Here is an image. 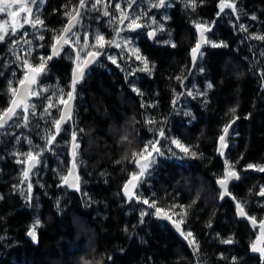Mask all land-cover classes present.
I'll use <instances>...</instances> for the list:
<instances>
[{
	"label": "trees",
	"instance_id": "16d2710c",
	"mask_svg": "<svg viewBox=\"0 0 264 264\" xmlns=\"http://www.w3.org/2000/svg\"><path fill=\"white\" fill-rule=\"evenodd\" d=\"M129 2L102 0L93 9L95 0H88L74 30L80 38L75 48L82 47L85 33L90 45L96 34H103L106 40L115 37L117 43L131 39L132 46L155 65L150 73L136 71L129 75L133 69L142 68V62L123 45H106L76 86L72 119L62 126L49 148L46 142L56 131L54 121L60 118L63 106L59 103L61 90L67 99L76 58L73 48L65 45L38 78L34 88L47 91L30 97L36 114L31 115L29 110L27 126L20 109L21 115L0 130V264H264V259L250 254L258 230L238 219L232 199L241 202L247 216L254 217L256 223L263 220L264 197L258 193L264 186V172L247 166H264V40L250 38L253 34L264 36V0H236L237 13L225 8L219 17V0H197L195 11L186 0H167L168 6L163 8L151 7L156 0H136L128 9ZM116 3L131 17L140 15L138 22L145 26L134 34L125 29L117 36L115 29L124 25L110 22L111 16L103 15L108 5L110 13L119 18ZM78 6L79 0H47L36 12L44 21L43 27L26 24L12 36L11 24L6 26L9 34L0 41V112L10 105L9 81L17 88L24 76L22 60L16 57L38 65L41 56L50 55L53 37L68 21L65 12L75 15ZM5 21H9L7 12L0 14V22ZM196 22L211 26L206 33L209 40L223 41L228 47L205 44L201 49L204 55L194 66L190 51L197 42ZM159 24L165 30L150 40L148 32ZM240 24L247 31L240 30ZM40 35L44 40L38 39ZM69 38L77 39L72 35ZM13 40L19 43L13 45ZM29 48L31 55H27ZM89 51L93 49L84 48L80 57ZM109 56L115 57L120 67ZM208 83L213 84L212 89L207 88ZM188 89L192 95H187ZM200 92L207 95L201 96ZM176 96L179 99L173 107ZM48 97L56 106L50 114H44ZM231 108H236L234 114L229 112ZM233 115L238 119L229 130L228 147L221 156L218 138ZM161 128L166 133L164 138L159 136ZM73 132L80 145L76 157L79 191H71L61 183L72 162ZM172 138L179 139L197 156L180 152L171 144ZM157 139L165 155L155 157L157 163L136 190L141 198L155 201V206L149 207L136 199L126 200L122 189L130 175L139 172L134 159L140 157L133 158L132 153L141 152ZM29 151L41 153L40 163L29 176L30 202L26 199L27 182L20 183L26 164L16 162L27 157L15 155ZM125 156L127 159H123ZM225 160L240 179L229 185L231 195L221 200L216 181L224 174ZM181 205H191L185 208L186 216ZM156 208L185 232L193 233L198 252L193 247L191 251L168 223L159 220ZM141 212L148 213L143 223ZM36 219L41 223L38 239L33 242L26 233ZM209 222L212 227H208ZM229 238L233 243L221 242Z\"/></svg>",
	"mask_w": 264,
	"mask_h": 264
},
{
	"label": "snow or ice",
	"instance_id": "6c2138e0",
	"mask_svg": "<svg viewBox=\"0 0 264 264\" xmlns=\"http://www.w3.org/2000/svg\"><path fill=\"white\" fill-rule=\"evenodd\" d=\"M136 2V0H130L128 3L127 7L128 9L132 8V5ZM38 3V0H0V13H5L7 12L8 15L12 19V24H11V35L16 36L17 32L19 31L20 28H23L24 25L30 24L33 28L43 27L44 21L40 19L38 15H36L33 12V8L28 6V5H36ZM88 3V0H79V6L74 8L75 15H73L71 12L66 11L65 15L69 18L67 25H65L62 29V31L53 37V44L51 45V54L48 55L47 57L41 56L40 63L38 65H33L30 63V61L27 58H21L19 56L16 57L17 60H22V63L20 67L24 69V76L19 80V85L21 87L15 88L12 85V81H9V86H8V91L11 94V100H10V105L8 108L4 109L2 112H0V129L4 128L9 121H11L14 117H18L21 115L20 112L17 111V109H22L23 111V121H24V126H27L28 120H29V110L31 109V115H35V105H32L28 103L29 97H36L40 95V92L42 91H47V89H40V91H37L33 86H36L38 84V78L39 76L43 75L47 71L48 67V61H51L54 59L56 56L60 55V53L63 51V48L65 45H68L73 48V51L76 52V60L73 61L74 63V68L72 72V81L70 84L71 90L67 92V99L64 98L63 90H61V96L59 99V103L63 104L64 107L60 111V118L54 121V126H55V133L52 134L48 139H47V147H51L56 139V136H58L62 130V125L65 124L67 121L72 119V101L75 100L76 98V86L84 79L86 75V69L89 65L93 64L96 59L103 54V49L105 48L106 45L108 46H115L117 48H120L123 45V48L125 50H128L131 54H135V58L138 61H141L143 64L142 68H137L133 69L132 72L129 73V75L135 74L136 71H143V72H151V69L155 67L154 64H151L150 61L148 60L147 57L143 56L140 54V50L138 48H135L132 46V41L131 39H124L120 43H117L115 37L112 40H106L103 34H96L94 43L91 45L89 44V36L87 33L84 34L83 37V45L82 47L77 50L75 48L76 44L80 43V38L77 33L73 31V29L76 27V25L79 23L80 17L83 15V10L86 8ZM102 0H95V3L92 4V8L96 9V6L101 4ZM14 4H20L19 12L13 9ZM187 6L192 7L193 11H195V8L197 6V0H186ZM168 6L167 0H156V2L151 4V7L153 8H163ZM225 8H231L233 14L237 13V6H236V0H231V3H227L226 0H219V12L217 13V16L219 17L221 13L224 12ZM115 9L119 11L120 16L117 18L114 14L110 13L108 10V5H105V10L103 11L104 16H111L110 22H118L120 25H124V28L117 27L115 29L116 35L119 36L120 32L127 29L129 31H135L137 29H140L144 27L142 23L138 22L141 19L140 15L135 16L134 18L131 17L127 9L122 10L121 9V4L116 3L115 4ZM19 13H26L25 16L21 17ZM237 18H239L237 16ZM168 17L165 16L164 20H167ZM252 19H256L255 16L252 17ZM22 21V22H21ZM125 21H128V23L125 25ZM5 22H0V41H4L5 37L9 34L8 29L5 28ZM152 23L156 24V20L153 18ZM195 28L197 30V33L199 34V39L197 40L195 46L191 49V56H192V62L193 65L195 66L196 61L201 58L204 53L201 51L202 45L203 44H210L212 47H228V45L221 41L219 43L213 42L209 40L206 36L205 33L211 31V26L204 22H196L195 23ZM240 30L242 31H247L246 27L243 24L239 25ZM165 30L163 24H159L157 28H154L148 32V38L153 39L157 32H163ZM69 34L72 36H76L77 39L75 41L70 40ZM24 36H27V32L23 34ZM250 38L253 39H259V40H264V36H259L253 34ZM40 40H44V36L40 35L38 37ZM18 40H13V45L18 44ZM25 43L31 44V41L25 40ZM165 44H170L171 47H176L175 43L171 41H164ZM43 47V45H41ZM91 47L93 51H89L87 53L86 58H81L80 57V51H83L84 48H89ZM99 49V50H96ZM32 49L29 48L27 55H31ZM264 55V54H262ZM123 59V57H121ZM109 60L113 64H115L117 67H120V65L117 62V59L115 57L109 56ZM203 71V68L200 69ZM15 75V73H13ZM262 76H264V73H262ZM178 81L181 82V85L183 86V80H181V77H176ZM208 89L213 88L212 83L207 84ZM133 91L137 92L138 95H143L137 88L133 87ZM187 95H192L191 89L187 90ZM199 95L201 96H206V92H200ZM48 104L45 107L44 114H50V109L55 107L56 105L52 103L51 97H48ZM179 99V96L174 97L172 104L173 107L176 106V102ZM144 107V105H141ZM230 113H235L236 108H231L229 109ZM185 115H190V113H185ZM227 115V114H226ZM238 119L235 115H233V118L222 128V134L219 136V145L217 151L221 156L225 155L224 149L228 147L227 144V138L230 135V128L232 125L235 123V121ZM147 123H155L153 120H148L146 121ZM81 131H83L81 129ZM166 135L165 130L161 128L159 130V136L161 138H164ZM124 139H127V137H124ZM171 144L174 145L177 149H179L180 152H183L185 155H191L192 157H196L197 153L194 151H191L190 148L186 145H184L179 139L177 138H172L171 139ZM80 145L77 141V134L76 132L72 133V167L68 171V175L62 176L61 177V183L64 186L75 188L77 191H79V176L75 174L76 168H77V160L76 157L78 155L77 149H79ZM149 148L151 149L149 151ZM169 152H171V149H169ZM145 153H147L145 155ZM18 157L20 156H26L27 160H22V159H17V163L20 164H27V167H25L22 170V177L20 183L24 184L27 182V194H26V199L30 202L32 199V183L29 182V176L32 173V170L37 166V164L40 163L39 157L41 155L40 152H33L29 151L27 153H16ZM165 155L163 147L161 146V141L160 139L155 140L154 142H149L148 145L144 146V149L141 150V152H133L132 157H140L142 158L145 163L141 164L140 159H134V162L137 164V167L139 168V172H134L130 175V178L124 183L123 185V192L125 197H127L129 200L136 199L138 202H142L149 207H154L155 206V201L149 202L147 199L141 198L137 194V189L140 185V183L143 181V179L147 176L148 170L151 168V166L155 163L156 161V156H161L163 157ZM173 156H177V153L172 152ZM123 159H127V156H125ZM121 161H116V163H120ZM249 169L255 168L257 171L264 172V166H256L249 164L247 166ZM70 176H75V181L71 182L69 177ZM240 176L239 173L236 172L235 170H231V166L228 164V161L225 160V171L222 177H218L216 183L220 186L222 189L220 193V199L223 200L225 196L231 195L228 189L229 181L231 180H239ZM14 188H18L19 185H14ZM24 195V193H21ZM258 195L264 197V186L260 188V191ZM3 197H0L2 199ZM232 199L236 202V209H237V215L240 217H246L250 219L253 223L256 222L254 217H248L247 213L245 211L244 205L236 201L235 197H232ZM193 204L196 203L195 200L192 201ZM58 206V204H57ZM190 208L191 205L184 206L181 205V212L183 213V216L187 215V212L185 211V208ZM161 209L156 208V213L159 215L161 213ZM148 213L146 212H141V223H143V217L147 215ZM165 217H167V213L164 214ZM183 216L181 217L180 223H183ZM170 219V217H169ZM40 220L36 219L34 224L29 227L26 235L29 236L33 242H36L38 237H37V228L40 226ZM177 230L180 231L181 235L184 236L186 240L189 242V246L193 247L194 252L199 251V244L196 238L193 236V233L189 230L185 232L183 229L180 228V224L176 223ZM261 229L262 233H264V221H261ZM208 227H212L211 222H209ZM191 237V239H189ZM222 243L225 244H231L233 243V240L231 238L222 240ZM253 252H260L261 257L264 258V247L258 248L257 245L254 243L252 245ZM111 259V257H109ZM235 257H233V260L235 261ZM87 264V262H86Z\"/></svg>",
	"mask_w": 264,
	"mask_h": 264
},
{
	"label": "water",
	"instance_id": "95a60500",
	"mask_svg": "<svg viewBox=\"0 0 264 264\" xmlns=\"http://www.w3.org/2000/svg\"><path fill=\"white\" fill-rule=\"evenodd\" d=\"M13 7H16V8H20V4H14L13 5ZM19 12V11H18ZM1 14V13H0ZM19 15H20V13H19ZM68 23V22H67ZM67 25V24H66ZM139 29H137V30H135V31H129L130 33H136L137 31H138ZM207 33V32H206ZM206 33H205V36H206ZM196 34H197V40L199 39V34L197 33V30H196ZM70 35V34H69ZM150 40H153V39H150ZM205 44H203L202 45V47L204 46ZM202 49V48H201ZM51 51H52V49H51ZM51 51H50V54H51ZM57 57V56H56ZM55 57V58H56ZM87 57V56H86ZM190 59H191V62H192V56H191V51H190ZM97 60V59H96ZM95 63V62H94ZM93 63V64H94ZM93 64H91V65H89L88 67H87V69H86V73H87V71L92 67V65ZM192 65H193V62H192ZM75 66V65H74ZM74 68V67H73ZM73 72V71H72ZM71 81H72V79H71ZM19 87H21L19 84H18V86H17V88H19ZM33 87H35V86H33ZM71 90V89H70ZM29 100H30V97H29V99H28V103H29ZM9 107V106H8ZM63 107H64V105L62 106V109H63ZM20 109H17V111H19ZM72 112H73V101H72ZM10 122V121H9ZM8 122V123H9ZM68 122V121H67ZM66 122V123H67ZM65 123V124H66ZM64 125V124H63ZM62 125V126H63ZM3 129V128H2ZM1 130V129H0ZM219 147H220V145H219ZM225 150V149H224ZM71 152H72V145H71ZM140 162H141V164H143V163H145V161L143 160V159H140ZM25 167H27V164L25 165ZM72 167V162L70 163V167H69V169ZM34 170V169H33ZM32 170V171H33ZM75 174L76 175H78L77 174V170H76V172H75ZM67 175H68V173H67ZM69 179H70V181L71 182H74L75 181V176H70L69 177ZM237 180H231V181H229V185L232 183V182H236ZM218 185V184H217ZM229 185H228V187H229ZM63 187H65V188H67V189H69V190H71V191H77L75 188H71V187H67V186H64V185H62ZM218 188H219V190H220V192L222 191V189L220 188V186L218 185ZM122 195H123V197L126 199V200H129L127 197H125V195H124V192H123V189H122ZM226 197V196H225ZM225 199V198H224ZM223 199V200H224ZM156 216L159 218V220H162V221H164V222H166V223H168L169 224V226L173 229V231L175 232V234L178 236V238L180 239V241L183 243V244H185L191 251H192V249H191V247L189 246V242H188V240H186L185 238H184V236H182L181 235V233H180V231H178L177 230V227H176V224L174 223V221L170 218L169 219V217L167 216V217H165V215H164V213L161 211V213L158 215L157 213H156ZM236 216L238 217V219L240 220V221H242V222H245L251 229H257L258 230V236L254 239V241H253V244L255 243L256 245H257V247L258 248H260V247H264V233H262V229H261V223L259 222V223H253L250 219H248V218H246V217H240V216H238L237 215V209H236ZM262 221H264V218H263V220ZM180 228L181 229H183L182 228V226L180 225ZM29 237V236H28ZM30 238V237H29ZM31 239V238H30ZM252 244V245H253ZM252 245H251V247H250V254L251 255H253V256H258V257H260V258H262L261 257V254H260V252H253L251 249H252ZM262 259H264V258H262Z\"/></svg>",
	"mask_w": 264,
	"mask_h": 264
},
{
	"label": "flooded vegetation",
	"instance_id": "af4514ba",
	"mask_svg": "<svg viewBox=\"0 0 264 264\" xmlns=\"http://www.w3.org/2000/svg\"><path fill=\"white\" fill-rule=\"evenodd\" d=\"M46 1L47 0H38V3L36 4V5H30V7H32L33 8V12L36 14V12H37V10L39 9V8H42L43 6H44V4L46 3ZM13 9L14 10H17V9H19V8H16V7H13ZM37 15V14H36ZM68 22V21H67ZM67 22L65 23V25L67 24ZM77 26V25H76ZM76 28V27H75ZM75 28L73 29V31L75 30ZM75 32V31H74ZM71 36V34L69 35V37ZM51 51V50H50ZM86 56H87V54H86ZM86 56L85 57H81L82 59L83 58H86ZM75 60H76V58H75ZM73 67H74V65H73Z\"/></svg>",
	"mask_w": 264,
	"mask_h": 264
},
{
	"label": "rangeland",
	"instance_id": "374dc122",
	"mask_svg": "<svg viewBox=\"0 0 264 264\" xmlns=\"http://www.w3.org/2000/svg\"><path fill=\"white\" fill-rule=\"evenodd\" d=\"M17 12L19 11V9H17L16 10ZM8 14V13H7ZM22 15V13H20V16ZM9 16V15H8ZM22 22V21H21ZM128 23V22H127ZM126 23V24H127ZM8 24H12V19H11V17L9 16V21L5 24V28H6V26L8 25ZM9 26V25H8ZM85 57V56H84ZM138 159H142V158H138Z\"/></svg>",
	"mask_w": 264,
	"mask_h": 264
},
{
	"label": "bare ground",
	"instance_id": "6f19581e",
	"mask_svg": "<svg viewBox=\"0 0 264 264\" xmlns=\"http://www.w3.org/2000/svg\"><path fill=\"white\" fill-rule=\"evenodd\" d=\"M198 189V188H197Z\"/></svg>",
	"mask_w": 264,
	"mask_h": 264
}]
</instances>
